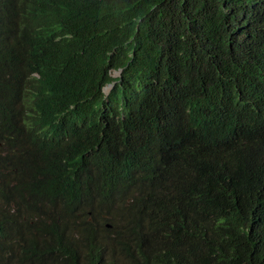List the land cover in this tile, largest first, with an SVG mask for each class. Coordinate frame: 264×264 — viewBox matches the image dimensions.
<instances>
[{
    "label": "trees",
    "instance_id": "trees-1",
    "mask_svg": "<svg viewBox=\"0 0 264 264\" xmlns=\"http://www.w3.org/2000/svg\"><path fill=\"white\" fill-rule=\"evenodd\" d=\"M0 264H264V0H0Z\"/></svg>",
    "mask_w": 264,
    "mask_h": 264
},
{
    "label": "clouds",
    "instance_id": "clouds-1",
    "mask_svg": "<svg viewBox=\"0 0 264 264\" xmlns=\"http://www.w3.org/2000/svg\"><path fill=\"white\" fill-rule=\"evenodd\" d=\"M117 73H120L121 74V72H115L114 73V77H118V76H120V74L119 75H117ZM116 75V76H115ZM108 87H110V86H108ZM107 88V87H106ZM111 89V88H110ZM110 91V90H109ZM104 92H105V89H104ZM106 93V92H105ZM109 93V92H108ZM108 93H106V94H108Z\"/></svg>",
    "mask_w": 264,
    "mask_h": 264
},
{
    "label": "water",
    "instance_id": "water-1",
    "mask_svg": "<svg viewBox=\"0 0 264 264\" xmlns=\"http://www.w3.org/2000/svg\"><path fill=\"white\" fill-rule=\"evenodd\" d=\"M119 74H120V73H117V75H119ZM110 88H111V87H107V88H105V92L108 93L109 90H110Z\"/></svg>",
    "mask_w": 264,
    "mask_h": 264
},
{
    "label": "rangeland",
    "instance_id": "rangeland-1",
    "mask_svg": "<svg viewBox=\"0 0 264 264\" xmlns=\"http://www.w3.org/2000/svg\"><path fill=\"white\" fill-rule=\"evenodd\" d=\"M116 76V75H115Z\"/></svg>",
    "mask_w": 264,
    "mask_h": 264
}]
</instances>
